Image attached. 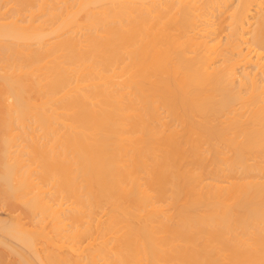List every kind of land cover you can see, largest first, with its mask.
I'll return each mask as SVG.
<instances>
[{"label": "bare ground", "instance_id": "6f19581e", "mask_svg": "<svg viewBox=\"0 0 264 264\" xmlns=\"http://www.w3.org/2000/svg\"><path fill=\"white\" fill-rule=\"evenodd\" d=\"M14 1L0 190L32 219L0 264H264V0Z\"/></svg>", "mask_w": 264, "mask_h": 264}, {"label": "rangeland", "instance_id": "374dc122", "mask_svg": "<svg viewBox=\"0 0 264 264\" xmlns=\"http://www.w3.org/2000/svg\"><path fill=\"white\" fill-rule=\"evenodd\" d=\"M199 2H201V1H203V0H198ZM198 2V3H199ZM97 7V6H96ZM29 7L27 6L25 9H22V10H18L17 9V5H16V3H15V1L14 0H0V14H2V13H6V14H9V13H12V12H14L15 10H17V12L18 13H20L21 15H23V16H26V14H28L29 13V9H28ZM35 9V8H34ZM13 14V13H12ZM10 15V14H9ZM81 16V14L79 15V17ZM12 19V18H11ZM43 19H45V17L43 18ZM8 20V19H7ZM7 20H4V21H1V22H9V21H7ZM226 25V22H223V23H218V25H217V28H218V30L220 29V27H221V25ZM52 36H54V35H46L44 38H43V40H46V43L48 42V44L49 43H55L56 41H58L59 39H61V38H63L64 36H61V38H59V39H55V38H52ZM31 48H35V45H32V47ZM0 67H2L1 69H0V74H4V73H6V74H10V73H13L14 75H19V76H22L23 77V81H24V83H29V78L25 75V72H24V70H26V69H23V68H21V67H17V66H15L16 68H14V69H11L5 62H3V61H1L0 60ZM34 74L36 75V76H39L40 75V72H38L37 70L34 72ZM4 94V89H3V87L0 85V96L1 95H3ZM29 95H30V97L33 99V98H35L36 97V95L33 93V92H30L29 93ZM6 96V95H5ZM36 101V100H35ZM11 102V99L9 98L8 99V103H10ZM4 109V105L3 104H1L0 103V116L2 115V113H3V110ZM162 115H164V113L162 114ZM166 115V114H165ZM166 119H168V117L166 118ZM165 120V119H164ZM166 121H169V119L168 120H166ZM177 124V125H176ZM174 127H176L177 126V130L179 131V133H180V135L183 133V126H182V124H179V123H174ZM19 133H20V130L19 129H15L14 131H12V135H19ZM3 131L1 130L0 131V136H3ZM17 136H15V139H16V142H17V138H16ZM18 142H20V140H18ZM23 143V142H22ZM184 145V144H183ZM182 145V146H183ZM184 148H188V146H187V144L186 145H184L183 146V149ZM209 148V146L207 145V144H204V145H202V149H205V152L206 153H203V157H204V168L203 169H200L199 170V168H197V166L195 167L194 165H192V164H187V167H186V163L185 162H188L187 160H189L188 158L189 157H187V158H185L183 161L181 160V161H179V163L181 162V165L180 164H178L179 165V167H178V165H177V168L178 169H185V168H187V169H192V171H190L191 173H193V171H194V169H195V173H193V174H198L197 173V171H199V173L201 174V176H203V178L204 177H208V175L211 173V172H213L214 171V168H213V164H212V161H211V159H212V154L210 153V151H206V149H208ZM12 150H14V148H11L10 149V151H12ZM204 151V150H203ZM0 154H1V152H0ZM231 155V153L230 152H228V154L225 156V157H229ZM2 157H3V159H2ZM187 159V160H186ZM1 160H4L5 161V155H4V153L1 155V157H0V161ZM6 160H8V157L6 158ZM183 162V163H182ZM184 163H185V165H184ZM183 166V167H182ZM192 166V167H191ZM185 167V168H184ZM195 167V168H194ZM31 168L32 169H34V170H37L38 169V166L36 165V164H32L31 165ZM141 174H143V173H141ZM36 175H34L33 176V178L35 177ZM257 176H259V175H257ZM256 176V177H257ZM202 178V177H201ZM206 179V178H205ZM204 179V181H203V183H205L206 182V180ZM209 179V178H208ZM142 180L145 182V180L142 178ZM260 180H262L261 178H260ZM263 180H264V177H263ZM143 181H141V182H143ZM168 185H166V192H170V190H169V188H170V186H169V188L167 187ZM45 188H50V186L49 187H45ZM168 192V193H169ZM153 193V192H152ZM168 193H166V195L165 196H163L164 198H166V199H162L163 201H165V202H163L162 203V201H161V203H158L159 205L160 204H162V208L165 210V212H169V213H166V214H170V215H172V216H175V213H176V211L178 210V208H180V206H179V204H180V202H182L181 204H183V202H184V199L186 198V196H184V197H182V195H184V194H182L179 198L180 199H182V200H179V198H178V200H176V201H178L177 203L176 202H173L172 200V196H171V192L168 194ZM168 196V197H167ZM184 198V199H183ZM21 198L20 199H17V198H11V199H8V198H6L3 194H2V191L0 190V219H14V217L16 218V217H19V218H21L22 219V221L23 222H29V220L30 219H32V215L30 214L29 215V213H27L26 212V210H25V208H24V206H23V204L21 203ZM186 201V200H185ZM174 203V204H173ZM164 204V205H163ZM184 204H185V202H184ZM183 204V205H184ZM182 205V206H183ZM164 206V207H163ZM168 206H170V208H171V210L169 211V207ZM181 206V207H182ZM165 207H168V210L165 208ZM201 209V208H200ZM199 209V211H201ZM105 210V209H104ZM106 211V210H105ZM198 211V212H199ZM203 209H202V212H200V213H203ZM102 213H104V211H102ZM102 213H99L100 215L99 216H102L103 214ZM8 214V215H7ZM102 214V215H101ZM10 215V216H9ZM105 215L106 214H104L102 217L103 218H105L106 219V217H105ZM169 215V216H170ZM101 217V219H103ZM36 220V219H35ZM104 220V219H103ZM175 220V219H174ZM173 222V221H172ZM123 231H124V228L122 229ZM121 230V232H123ZM235 232H240V229L238 230H235ZM165 233V232H164ZM161 234H163V232H161ZM166 234V233H165ZM165 234H163L162 236H164ZM242 234V233H241ZM160 234L158 233V236H159ZM244 236V235H243ZM246 236V235H245ZM244 236V237H245ZM160 237H161V235H160ZM6 239H8V238H6ZM10 240V239H9ZM175 243H178V242H175ZM1 248H2V250H3V247L2 246H0V251H2L1 250ZM5 248V247H4ZM166 248H168V247H166ZM6 249V248H5ZM4 249V251H5V253H6V251L8 250V249H6L5 250ZM7 253L9 254V255H7V258H8V256H9V258L10 259H12L13 257L12 256H14V255H12L11 253H9L8 251H7ZM11 254V255H10ZM11 256V257H10Z\"/></svg>", "mask_w": 264, "mask_h": 264}]
</instances>
